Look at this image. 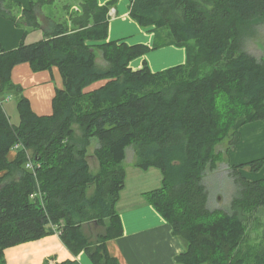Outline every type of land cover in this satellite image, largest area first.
Wrapping results in <instances>:
<instances>
[{"label":"trees","instance_id":"trees-1","mask_svg":"<svg viewBox=\"0 0 264 264\" xmlns=\"http://www.w3.org/2000/svg\"><path fill=\"white\" fill-rule=\"evenodd\" d=\"M58 1L30 0L22 8L0 0V16L25 31L43 32L12 49L0 44V94H19L15 124L0 100V264H7V248L54 233L73 255L84 251L93 264H119L106 241L122 233L115 205L128 146L135 149L137 168L161 172V186L143 197L185 243L176 262L264 264V238L243 246L250 221L264 207V178L239 172L260 170L264 157L230 165L235 190L226 210L209 208L204 183L223 158L217 146L228 140V151L243 125L264 122V56L244 47L264 23V0H129V17L154 32L151 45L107 40L109 10L117 0H79L64 3L59 13L43 11ZM15 5L19 17L12 13ZM158 29H167L172 41L159 40ZM190 41L195 52L186 50L182 64L158 71L145 60L138 69L129 65ZM21 63L33 72L58 69L63 86L51 113H35L12 82L11 71ZM92 138L96 172L88 162ZM92 222L103 231L86 235L82 228ZM41 264L80 263L47 258Z\"/></svg>","mask_w":264,"mask_h":264},{"label":"crops","instance_id":"crops-1","mask_svg":"<svg viewBox=\"0 0 264 264\" xmlns=\"http://www.w3.org/2000/svg\"><path fill=\"white\" fill-rule=\"evenodd\" d=\"M10 1L19 2L22 8H28L30 0ZM107 1L109 0H97L101 5ZM128 4L129 0H117L116 4L110 8L107 40L122 39L128 44L142 43L150 45L153 41L154 34L148 31L147 28H141L129 17ZM42 37L43 32L41 29L25 31V29L15 26L11 20L0 16V44L4 49L15 48L22 39H25L27 43H31ZM144 60L147 61L151 70L158 71V69L162 70L184 63L186 55L184 48L169 45L137 57L129 65L132 69H138L142 67ZM153 61L155 64H153ZM55 68L34 72L41 74L36 81L45 83L47 76L49 77L46 71L51 72L53 77L56 71L58 72L56 73L57 81L60 80L62 87L61 75L58 69ZM29 69L31 70L27 63L16 65L11 71L12 82L14 84L17 83L19 80H16L15 77L19 79L22 75L27 76L29 79L36 76H32ZM99 82L102 83V81ZM101 83L95 86L91 85V87H96ZM41 90L42 88H38V92ZM43 90L47 98L51 96L53 98L56 91L51 84H48ZM13 93L15 92L11 91L1 94L7 96ZM34 93V89H30L29 91L25 89L23 92V95L29 99L33 111L39 115L51 113L52 106L50 112L48 107L44 110L39 109L38 101L34 102L35 99L33 100ZM1 99L2 97L0 96ZM35 105L39 111L36 110ZM261 157H264V122L255 121L247 123L240 129L238 142L228 150L229 163L230 165H240ZM90 158H94L97 164V160L93 156V151L90 154L88 153V162L91 168ZM134 162H132L131 169L126 168L123 162L125 184L119 193V198L115 205L119 215L122 233L118 237L106 241L107 252L119 264H181L176 262L175 257L185 251V243L179 237L172 234L171 226L167 220L152 205L148 204L143 197L145 191L153 189L148 183L147 174H149L150 170L157 168L140 169L135 167ZM244 171L245 169L239 170L241 174H249L252 176V178L247 179H260L259 173L264 172V164L256 172L250 171L249 169ZM151 172L157 175L156 171ZM151 172L150 174H152ZM92 227V224L84 225L82 228L83 232L86 235H90L89 231ZM4 254L7 264H41L47 258H54L55 261L77 260L80 264H93L84 251L73 255L62 243L58 233L7 248Z\"/></svg>","mask_w":264,"mask_h":264},{"label":"rangeland","instance_id":"rangeland-1","mask_svg":"<svg viewBox=\"0 0 264 264\" xmlns=\"http://www.w3.org/2000/svg\"><path fill=\"white\" fill-rule=\"evenodd\" d=\"M78 1L79 0H59L58 2H55L51 7L43 8V11L45 13H47L48 15L51 12H54V13L58 12L59 13L60 11H62V5L64 3L77 4ZM8 3H17L21 6V4L19 2L5 0V4H8ZM12 13H15V15L17 17L20 16L18 6L15 5V8H13ZM14 25H15V23H14ZM20 28H22V27L20 26ZM147 29H148V31L151 30L150 28H147ZM29 30H31V29H28V31ZM151 33L154 34V32H151ZM156 35L158 36V39L161 41H167V42L172 41L167 29L156 30ZM37 40H39V39H37ZM180 47L184 48L185 55L187 54L186 50L190 51L191 53L195 52V46H194L193 42H191V41L188 42L185 46H180ZM244 47L250 54H252L256 58H261L264 56V23H261L257 27H255V29L252 31V34L249 35L245 39ZM156 50H153V51H156ZM96 61L100 67L105 66V63L102 60L99 52H97V60ZM153 64H155L154 61H153ZM24 65H26V64H24ZM155 66L157 67V65H155ZM149 68L151 70L150 66H149ZM151 71H153V70H151ZM29 72L32 74V76L33 75H36V76H33L32 79H29L25 75H22L19 79H17V77H15L16 80H19L17 83H15V85L21 88L22 94L25 91V89H26V91H29L30 89H34V91H35L34 98H33V100L35 99L34 102L38 101L39 109L44 110L45 108L48 107L49 112H50L51 111V98H52V96L47 98L46 93H44L43 89H45L48 84H51L53 86V89H57V88L61 87L60 80L57 81V78H56V76H57L56 73H58V72L55 71L54 72L55 76L53 77L51 75V72L46 71V73H48L49 77L47 76L45 83H40L42 81H36L38 79V77L41 75L40 73H34L30 69H29ZM18 77H19V75H18ZM38 83H40V84L38 85ZM99 83H101V82L94 83L92 85L95 86L96 84H99ZM38 88H42V90L38 92ZM49 88H51V87L49 86ZM0 96L2 97L1 102L3 103V107L6 111L7 116L9 117L10 122H12L14 124L17 123L18 122V113H17V109H16V102L18 100V94L13 93V94H10L7 96H5V95L3 96L1 94ZM35 108L37 111H39V109L36 105H35ZM43 114H49V113H43ZM238 136H240V135H237V137ZM96 144H97L96 138H92L91 145L88 148L89 154L92 153ZM229 145H230V142L228 140H226V141L221 142L217 146V150L222 152L223 158L218 163L217 168L215 170H213L212 172H209L206 175V177L204 178V183H205L207 190L209 192L208 205H209L210 209L219 208V209L226 210L230 206L231 197H232V194L234 193V190H235V187H234V184L232 181V177H231V168H230L228 151H227ZM125 153H126V156H125V159L123 161L124 166L128 169H131L132 168V162L135 161V159H136L134 147L128 146L126 148ZM90 163H91V169L93 170V171L92 170L91 171L96 172L97 168H98V164H96V161L94 160V158L93 159L90 158ZM152 169H154V168H152ZM246 170L247 169H245V171ZM142 171H144V170H142ZM151 171H156L157 175H155L154 172H151ZM150 172L152 174H150ZM150 172H149V174H147L148 175V183L150 184V186H152V188L160 187L161 186V179H162L161 172L158 169L150 170ZM259 175H260L259 178H264V177H261V176H264L263 171L260 172ZM242 176H244L245 178H252V176L249 174H246V175L242 174ZM91 189H90V191H91ZM92 226H93L92 229H90V231H89L90 235H92V236L98 232L103 231L102 228L95 226L94 224H92ZM263 238H264V207H261L254 214V219L251 220L249 223V227L247 229L246 238H245L243 246L244 247H249V246H254V245L257 246L259 243H261L263 241ZM12 257H13V255H12ZM5 259H6V257H5ZM6 262H7V260H6Z\"/></svg>","mask_w":264,"mask_h":264},{"label":"water","instance_id":"water-1","mask_svg":"<svg viewBox=\"0 0 264 264\" xmlns=\"http://www.w3.org/2000/svg\"><path fill=\"white\" fill-rule=\"evenodd\" d=\"M91 224H94L95 226H97L96 222H92Z\"/></svg>","mask_w":264,"mask_h":264},{"label":"built area","instance_id":"built-area-1","mask_svg":"<svg viewBox=\"0 0 264 264\" xmlns=\"http://www.w3.org/2000/svg\"><path fill=\"white\" fill-rule=\"evenodd\" d=\"M26 166H27V167H28V166L30 167V164H26Z\"/></svg>","mask_w":264,"mask_h":264}]
</instances>
